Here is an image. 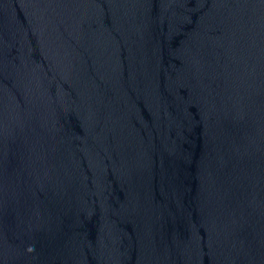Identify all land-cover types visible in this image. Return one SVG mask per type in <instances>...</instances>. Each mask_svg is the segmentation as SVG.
I'll return each instance as SVG.
<instances>
[{
  "label": "water",
  "instance_id": "95a60500",
  "mask_svg": "<svg viewBox=\"0 0 264 264\" xmlns=\"http://www.w3.org/2000/svg\"><path fill=\"white\" fill-rule=\"evenodd\" d=\"M0 264H264V0H0Z\"/></svg>",
  "mask_w": 264,
  "mask_h": 264
}]
</instances>
